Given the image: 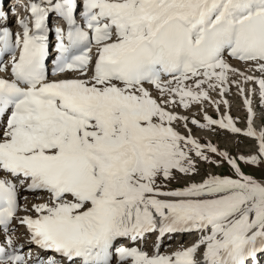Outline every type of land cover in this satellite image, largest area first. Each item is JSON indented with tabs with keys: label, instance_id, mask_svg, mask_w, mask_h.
Listing matches in <instances>:
<instances>
[{
	"label": "snow or ice",
	"instance_id": "obj_1",
	"mask_svg": "<svg viewBox=\"0 0 264 264\" xmlns=\"http://www.w3.org/2000/svg\"><path fill=\"white\" fill-rule=\"evenodd\" d=\"M24 9L19 31L0 27V264H264V179L240 167L264 164L253 110L257 97L264 107V0H29ZM233 87L244 129L227 112L206 113L229 109ZM189 125L242 135L254 152L201 143ZM200 162L227 163L231 175L187 179ZM183 234L197 238L160 251Z\"/></svg>",
	"mask_w": 264,
	"mask_h": 264
},
{
	"label": "rangeland",
	"instance_id": "obj_2",
	"mask_svg": "<svg viewBox=\"0 0 264 264\" xmlns=\"http://www.w3.org/2000/svg\"><path fill=\"white\" fill-rule=\"evenodd\" d=\"M234 67H235V64H234ZM236 67H239V66H236ZM211 96L213 99H220V97L216 93H211ZM226 97L227 98L229 97L228 98V101L230 104L229 109H225V106L221 104L220 111L217 112V110L212 109V105H207L206 113L211 114L212 119H220L221 115L227 112V114L235 122L236 127L241 128V129L246 128L247 111L246 109L244 111L243 106L241 104L240 100L243 101L242 97H240L237 94V90L234 87L231 88L230 93H228ZM253 110L256 113L254 127L257 131H260L261 129H264V107H261L258 97L254 99ZM176 111L181 112L182 114L191 116L190 113L188 114L184 112L182 109L178 108L176 109ZM192 112L196 113L195 118L197 120H200L201 122H203L202 120L203 114L198 113L197 108L194 107L192 109ZM189 127L192 128L193 135L197 139H199L201 143H212L213 145L217 146L221 151H227L233 156H236L238 154L247 156L250 153L254 152V145H255L253 143L254 141L246 137L244 138V136L242 137V135H234L228 131L226 132L221 129H217L216 131H209L208 129H198L195 126H191V125H189ZM176 128L178 131L181 132V134H184L186 132V129L183 128L182 124H177ZM198 167L200 169V174L196 175L195 177L187 178V179L199 181L201 176L206 175L208 173H212L216 175H231V171L227 163H224L221 167L217 168L214 165H208L204 162H200ZM240 167L246 174L254 176L257 180L264 179V164H261L259 166H255V165L249 166V165H245L241 163ZM185 182L186 180H181L179 183H174L173 185H170V187H179V186H182ZM194 240L195 239H192V241ZM178 242L179 244H183L186 242V240L183 243L181 240ZM170 243L175 244V241H172ZM161 252L167 253V252H170V250H163Z\"/></svg>",
	"mask_w": 264,
	"mask_h": 264
},
{
	"label": "bare ground",
	"instance_id": "obj_3",
	"mask_svg": "<svg viewBox=\"0 0 264 264\" xmlns=\"http://www.w3.org/2000/svg\"><path fill=\"white\" fill-rule=\"evenodd\" d=\"M11 5V4H10ZM230 63H232L233 64V66H234V64H235V67L236 66H239L240 67V65L239 64H237L235 61H230ZM229 98V97H228ZM228 98L225 96L224 97V99H227L228 100ZM240 99V98H239ZM241 101V104H242V106H243V109H244V111H245V108H244V105H243V101L242 100H240ZM212 109L213 110H216V108L214 107V106H212ZM227 111V110H226ZM246 113V112H245ZM189 114V113H188ZM209 117H212L211 116V114H207ZM230 134V133H229ZM243 137V136H242ZM245 138V137H244ZM27 195V194H26ZM25 203V201L23 200V199H21V204L23 205ZM30 203H31V198L29 199V205H30ZM17 228H18V235L20 234V233H23V231H24V229L23 228H21V227H19L18 225H17ZM172 241H174V240H168V244L170 245H168V247L171 249V250H173L174 248H176L178 245H176L175 246V244H171L170 242H172ZM189 242H191V241H189ZM192 243V242H191ZM190 243V244H191ZM186 245H188V243L186 244ZM24 252H28L29 251V247H26L24 250H23ZM31 251L33 252L34 251V249L33 248H31Z\"/></svg>",
	"mask_w": 264,
	"mask_h": 264
}]
</instances>
